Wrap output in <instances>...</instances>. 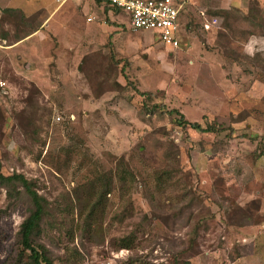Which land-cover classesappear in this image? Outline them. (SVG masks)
Returning a JSON list of instances; mask_svg holds the SVG:
<instances>
[{
	"label": "rangeland",
	"instance_id": "1",
	"mask_svg": "<svg viewBox=\"0 0 264 264\" xmlns=\"http://www.w3.org/2000/svg\"><path fill=\"white\" fill-rule=\"evenodd\" d=\"M176 1L175 49L90 4L74 15L94 29L66 22L87 33L81 46L44 25L4 50L46 14L37 0L11 7L24 19L0 6V171L44 198L35 241L56 264L71 247L76 264H264V152L254 153L264 143V0ZM179 115L213 131L180 126ZM118 171L129 172L121 183ZM16 195L0 186V264L23 261L17 232L30 209Z\"/></svg>",
	"mask_w": 264,
	"mask_h": 264
},
{
	"label": "trees",
	"instance_id": "2",
	"mask_svg": "<svg viewBox=\"0 0 264 264\" xmlns=\"http://www.w3.org/2000/svg\"><path fill=\"white\" fill-rule=\"evenodd\" d=\"M98 1V0H96ZM99 2V1H98ZM107 8L111 9L113 14H117L120 12L119 9L104 4ZM2 13H15L18 17L24 19L22 13L15 9L5 8L1 11ZM252 18V17H251ZM25 31V30H23ZM34 31V30H33ZM23 33V37L27 36L31 32ZM119 61L113 60L112 64L116 65ZM128 83V82H127ZM117 88H123L120 85H116ZM140 95L144 96H151V92H140ZM172 112V111H170ZM180 126H188L194 130L199 131H213L211 126H207L205 129H202L197 122H185L181 115H179V119L176 121ZM219 130V129H216ZM215 130V131H216ZM32 131H34L35 135L37 134V127H33ZM34 142L36 143H43L37 136L33 137ZM254 151V153L260 155L264 152V143H261L259 147ZM129 174V172H122L118 171L116 174V179L121 183L125 178V175ZM0 186L4 188L6 192V196L8 198H13L16 194L24 195L28 202L29 211L26 213V216L19 224L18 232H17V244L19 246V256L23 257L22 264H56L52 259L51 254L49 251L40 243L35 241V237H37L41 232V221L44 217L48 214L47 213V203L44 201V198L36 192L34 189V183L32 181L26 179L20 173H10V174H3L0 171ZM16 195V196H17ZM15 198V197H14ZM47 217V216H46ZM132 242L131 238L122 237L118 240V246L123 248L130 247ZM67 256V257H66ZM20 260V259H18ZM63 260L69 264H76L82 260V256L80 252L76 249V247H71L66 250V254L64 255ZM181 264H188L182 262Z\"/></svg>",
	"mask_w": 264,
	"mask_h": 264
},
{
	"label": "built area",
	"instance_id": "3",
	"mask_svg": "<svg viewBox=\"0 0 264 264\" xmlns=\"http://www.w3.org/2000/svg\"><path fill=\"white\" fill-rule=\"evenodd\" d=\"M124 12L128 29L132 32L153 30L156 39L175 49L179 44L178 14L181 8L176 0H98ZM203 14V13H201ZM215 18L204 19L202 27L208 29ZM91 264H116L111 260H99Z\"/></svg>",
	"mask_w": 264,
	"mask_h": 264
},
{
	"label": "crops",
	"instance_id": "4",
	"mask_svg": "<svg viewBox=\"0 0 264 264\" xmlns=\"http://www.w3.org/2000/svg\"><path fill=\"white\" fill-rule=\"evenodd\" d=\"M5 0H0V6H1V9H5V8H10L13 7V8H17V9H20L22 12L25 11V8H23V6H21L20 4L23 2V0H20L19 2L15 3V5L13 6H8V5H5V4H2V2H4ZM11 1V0H10ZM9 1V2H10ZM38 1V4L40 5L39 7H36V8H42L44 10V13L46 14V18H45V21L44 23L35 31L33 32L32 34L30 35H27L25 37H22V38H16L15 39V42H13V44H11L9 47H5L3 48L4 50H9L10 51H14L16 50L17 47H20L22 46L24 43L28 42L30 39H32L35 35H41L42 33V26L46 25V27H51L53 28V30H62L64 27L65 30L68 32L69 35H75L77 34V38L78 40H74L76 41V45L77 46H81V42H82V39H83V36L87 39V33H84V34H81V33H75L77 32L76 31V24L74 26V30L73 28L70 29V28H67L66 27V24L68 23V21L73 18H77V20H75L77 22V26L79 27L77 30L80 31V29H84L86 28L87 29H94V27L91 25V24H87V25H80L79 24V14L77 15H74L75 13V9L77 10V12L81 11L82 8L92 4V5H96V6H100L102 8V13H103V17H106L107 19L110 17V14H113L112 10L107 8L104 4H102L101 2H98L96 0H37ZM91 2V3H89ZM61 8L62 11H65V15H61L60 13V17H59V21L58 23L57 22H53L55 20V16L56 14H58V9ZM111 12V13H110ZM88 15L90 14H87L85 16V21L87 22H91V18L88 17ZM54 19V20H53ZM61 22V24L59 23ZM67 22V23H66ZM109 22V21H108ZM91 25V26H89ZM83 26V27H82ZM82 27V28H81ZM85 30V32H86ZM48 58L47 57H44L43 58V62L47 61ZM26 67V65H25Z\"/></svg>",
	"mask_w": 264,
	"mask_h": 264
}]
</instances>
